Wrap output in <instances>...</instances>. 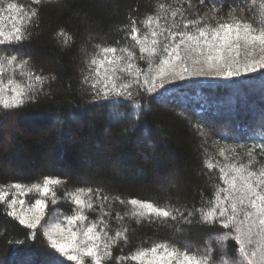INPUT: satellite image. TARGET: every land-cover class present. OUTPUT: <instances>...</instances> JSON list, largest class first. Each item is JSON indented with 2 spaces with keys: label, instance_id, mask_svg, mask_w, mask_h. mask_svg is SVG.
Masks as SVG:
<instances>
[{
  "label": "trees",
  "instance_id": "trees-1",
  "mask_svg": "<svg viewBox=\"0 0 264 264\" xmlns=\"http://www.w3.org/2000/svg\"><path fill=\"white\" fill-rule=\"evenodd\" d=\"M28 2L19 0L21 6ZM175 2L46 0L39 17L24 25L29 38L19 53L13 54L28 64L23 68L5 65L0 71V98L11 100L16 92L33 86L41 91L22 106L5 109L0 105V191L8 192L9 200L25 201L23 206L16 205L22 214L31 215L29 210L37 199H44L46 208L40 225L29 229L8 217L6 204H0V264H56L55 258L76 264L54 253L44 233L60 224L67 237L64 218L77 214V206L65 197L79 187H99L109 200L103 206L97 201L92 209L86 208V219L77 222L73 231L85 230L101 219L107 221L109 235L129 230V242L120 241L113 247L109 264H149L150 257L142 261L119 258L164 241L202 247L215 233L195 225L186 229L179 222L160 217L133 215L146 210L128 201L153 202L169 210L192 203L198 207L205 200H214L218 188L227 187L220 179L219 167L228 171L233 165L249 170L264 166V159L257 163L255 155L248 156L250 149L264 142V70L230 79L207 76L177 80L166 84L159 95L137 92L134 87L133 100L114 95L100 99L91 90L90 73L94 69L104 73V68L89 67L91 59H103L97 54V45L117 47V56L126 54L120 49H127L137 57L139 46L126 38L129 21L136 20L139 27L153 10L160 12V3L167 7ZM228 3L224 0V13ZM17 26L21 21L14 13L0 12V31L8 33ZM60 32L71 37L68 43ZM238 43L244 59L261 55L260 45ZM248 52L253 55L247 56ZM209 54L227 59L235 53L181 50L182 56L190 58V66L193 60H203ZM108 56L112 58V54ZM132 63L133 76L118 83H131L138 67L148 71L147 63L138 57ZM157 63L152 64L153 74ZM121 66H126L124 61ZM36 75L47 80L36 84ZM249 160L253 161L251 166ZM209 163L214 165L211 170ZM235 175L229 172V178ZM44 177L64 181L51 186L54 197L9 187L23 183L28 188L33 183L42 184ZM117 196L125 204H120ZM117 215L123 219H116ZM81 239L78 235L77 242Z\"/></svg>",
  "mask_w": 264,
  "mask_h": 264
},
{
  "label": "snow or ice",
  "instance_id": "snow-or-ice-1",
  "mask_svg": "<svg viewBox=\"0 0 264 264\" xmlns=\"http://www.w3.org/2000/svg\"><path fill=\"white\" fill-rule=\"evenodd\" d=\"M45 2L46 0H29L26 6H21L19 0H0V12L14 13L21 21V26L14 27L8 33L0 31V71L4 70L5 65L23 68L28 64L23 57L13 53H19L29 38L24 25L31 24L34 18L39 17ZM159 9L163 15L153 10L139 27L136 20L129 21L131 28L126 38L139 46L137 57L148 65V71L136 68L131 83L118 81H123L125 76H133L132 61L137 57L127 49H120L126 54L117 56V47L97 45V54L103 59L93 58L89 65L104 68L103 74L96 69L90 73L91 90L96 98L107 99L114 95L133 100L134 87L137 92L145 91L159 95L166 84H174L177 80L207 76L230 79L264 70V0H229L227 13H224V0H176L175 4L169 3L167 7L165 3H160ZM59 35L64 36L65 43L71 39L64 32ZM239 41L260 45L259 58L244 59L239 51ZM182 48L191 49L193 52L206 48L209 53L227 50L235 54L227 59L209 54L203 60H193L190 66V58L181 55ZM108 54H112L111 59ZM246 55L251 57L253 53L248 52ZM121 61H124L126 66L122 67ZM154 61L158 63L153 74ZM34 79L36 84H43L47 77L36 75ZM85 81L89 82V77H85ZM40 91L41 89L35 86L27 91H18L11 100L0 98V105L5 109L22 106L35 100ZM29 92L32 94L29 95ZM220 155H224L223 150ZM254 155L257 163L264 159V142L249 150L248 156ZM252 163L253 161L249 160V166ZM213 167L212 163L207 165L209 170ZM219 171L223 174L220 179L227 187L218 188L214 200H205L198 207L192 203L183 208L173 207L169 210L155 206L153 202L137 199L128 201L129 204L146 210L133 215L160 217L179 222L185 225L186 229L195 225L215 233L202 247L192 244L178 246L173 241H164L138 250L130 257L119 259L142 261L150 257L149 264H264V166L249 170L244 165H233L229 166L228 171H225V167H219ZM232 171L236 175L229 178V172ZM63 182L61 179L44 177L42 184L33 183L28 188L23 183H12L9 187L16 192L36 191L44 197H48L50 193L54 197L55 192L51 186L61 185ZM8 196V192L0 191V204H6L5 214L8 217L18 220L19 224L29 229L40 225L46 208L44 199L35 200L33 208L29 210L32 214L26 215L16 207L17 203L23 206L25 201L9 200ZM65 198L77 206V214L64 218L67 221V237L64 236L65 228L60 224L45 231L44 235L48 237L51 249L76 264H109L113 259V247L120 241L125 244L129 242L128 228L109 235L107 221L101 219L85 230H72L77 222L82 223L86 219L83 215L86 208L92 209L97 201L103 206L109 197L104 195L99 187H79L76 191L68 192ZM116 199L120 204H125L119 196ZM55 203L56 200L53 199L52 204ZM59 215L58 213V218ZM116 219L123 217L117 215ZM245 225L246 227L242 228ZM78 235L83 237L79 243ZM55 259L56 264H65L63 260Z\"/></svg>",
  "mask_w": 264,
  "mask_h": 264
}]
</instances>
